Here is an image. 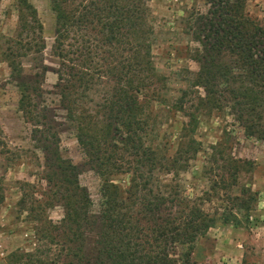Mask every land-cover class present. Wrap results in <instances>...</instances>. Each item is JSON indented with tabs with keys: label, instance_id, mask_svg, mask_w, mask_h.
<instances>
[{
	"label": "trees",
	"instance_id": "obj_1",
	"mask_svg": "<svg viewBox=\"0 0 264 264\" xmlns=\"http://www.w3.org/2000/svg\"><path fill=\"white\" fill-rule=\"evenodd\" d=\"M148 1L52 0V52L59 60L54 93L86 157L84 164L103 178L98 212L78 182L79 167L59 153L62 123L42 103V73L23 76L16 61L45 47L36 8L29 0L17 1L18 31L5 59L19 88L18 108L33 125L50 168V199L62 205L64 216L49 223L38 212L42 223L48 221L50 234L34 231L37 248L11 252V264H197L192 258L195 241L216 220L201 208L173 214L168 204L179 200L178 193H152L155 169H177L182 160L181 149L169 160L166 149L153 144L154 109H182L191 92L202 88L198 111L227 108L247 135L264 141V25L248 14L245 0H205V11L183 19L186 33L199 43L189 56L199 69L178 73L187 87L170 106L160 92L166 77L158 76L153 63ZM118 174L129 175L127 187L111 179ZM242 194L248 197L239 198V208L248 215L255 192ZM220 218L240 224L232 212ZM177 245L186 246L178 256Z\"/></svg>",
	"mask_w": 264,
	"mask_h": 264
},
{
	"label": "rangeland",
	"instance_id": "obj_2",
	"mask_svg": "<svg viewBox=\"0 0 264 264\" xmlns=\"http://www.w3.org/2000/svg\"><path fill=\"white\" fill-rule=\"evenodd\" d=\"M17 1L0 0V264H11L8 258L11 252H33L38 246L36 232L50 234L48 221L55 222L64 216L62 205L50 199L54 190L50 168L34 137L33 125L18 108L19 88L5 59L4 52L14 44L18 31ZM29 1L42 24L45 47L18 56L16 61L23 76L42 73V103L53 108L62 123L59 153L79 167L78 182L87 189L92 210L98 212L103 178L84 164L86 157L71 124L63 119L66 112L59 107V96L54 93L59 60L52 52L55 36L52 0ZM147 3L155 33L151 47L153 63L158 76L166 77L160 92L170 106L181 95V89L187 87L178 73L186 67L194 72L199 69L198 62L189 57L199 43L186 33L183 19L193 11H205L207 3L205 0ZM245 9L264 25V0H245ZM196 90L186 98L182 109L175 106L171 112L162 107L154 109L153 144L165 148L169 160L177 157L181 149L182 160L177 169H155L150 180L152 193H169V197L178 193L175 197L179 200L168 204L173 214L185 215L193 208H201L215 218L214 227L195 241L192 258L197 264H219L216 259L225 263L224 245L231 243L232 236L243 240L244 263H264V141L247 135L237 115L227 108L221 112L198 111L197 96H203L204 91ZM111 179L121 188L129 183L128 174L114 175ZM246 189L255 192L256 198L248 215L238 203L239 198L248 197L242 194ZM38 212L48 219L46 224L39 220ZM229 212L240 220L239 225L222 222L221 214ZM185 249L186 246L177 245L174 252L178 256Z\"/></svg>",
	"mask_w": 264,
	"mask_h": 264
},
{
	"label": "crops",
	"instance_id": "obj_3",
	"mask_svg": "<svg viewBox=\"0 0 264 264\" xmlns=\"http://www.w3.org/2000/svg\"><path fill=\"white\" fill-rule=\"evenodd\" d=\"M234 233L236 232L234 231ZM230 242L231 243L229 245H224V249H223V251L227 253V258L226 259L224 258L225 263L224 261H220L219 259H216L218 263L219 264H248V263H244V258L246 257V254H245L246 248H245V245L242 243L243 240L234 239V237L232 236ZM250 250H253V248L250 247ZM259 264H264V263H259Z\"/></svg>",
	"mask_w": 264,
	"mask_h": 264
}]
</instances>
